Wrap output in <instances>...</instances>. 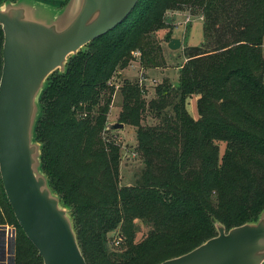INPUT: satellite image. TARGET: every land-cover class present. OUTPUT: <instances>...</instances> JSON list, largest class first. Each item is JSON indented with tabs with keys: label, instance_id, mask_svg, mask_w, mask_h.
I'll return each instance as SVG.
<instances>
[{
	"label": "trees",
	"instance_id": "1",
	"mask_svg": "<svg viewBox=\"0 0 264 264\" xmlns=\"http://www.w3.org/2000/svg\"><path fill=\"white\" fill-rule=\"evenodd\" d=\"M39 1L62 7L67 0ZM190 8L203 15L208 45L186 53L177 85L157 86L145 103L137 83L123 82L118 121L136 127L145 168L134 186L118 187L119 148L102 137L114 92L108 83L136 51L141 67H160L161 47L151 35L164 28L167 11ZM263 39L264 0H139L124 22L71 56L64 74L49 76L34 138L86 264H160L215 237L214 222L228 231L256 220L264 209ZM2 44L0 27V76ZM191 97L197 119L186 111ZM170 106L173 115L163 114ZM146 110L158 125L141 126ZM218 143L225 144L221 157ZM2 204L0 225L7 218L16 229L14 264H43L0 180ZM136 220L151 228L139 243L131 231ZM115 230L125 245L118 255L107 246Z\"/></svg>",
	"mask_w": 264,
	"mask_h": 264
},
{
	"label": "water",
	"instance_id": "2",
	"mask_svg": "<svg viewBox=\"0 0 264 264\" xmlns=\"http://www.w3.org/2000/svg\"><path fill=\"white\" fill-rule=\"evenodd\" d=\"M139 0H67L60 7L39 0L0 5L3 32L0 76V180L19 228L43 264H86L70 211L51 189L35 141L40 97L54 72L64 74L71 56L114 30ZM179 39L167 48L180 49ZM108 123L106 131L122 130ZM160 264H264V209L256 220L226 231Z\"/></svg>",
	"mask_w": 264,
	"mask_h": 264
},
{
	"label": "rangeland",
	"instance_id": "3",
	"mask_svg": "<svg viewBox=\"0 0 264 264\" xmlns=\"http://www.w3.org/2000/svg\"><path fill=\"white\" fill-rule=\"evenodd\" d=\"M185 13H188L192 17V21L189 24H184ZM203 15L200 14L196 8H190L187 12L181 11H167L164 15V28L161 31L154 32L151 35V40L155 41L161 47L160 53H158V62H161L160 67L156 68H143L140 63V56L135 57L134 53L131 56V60L128 66L123 70H116V73L111 79L110 87L114 90L112 95V101L109 107V112L106 118V123H120L118 121L119 113L121 111L123 101V82L127 81L131 84L137 83L142 91L141 97L145 103H148L155 98V88L160 85L175 87L179 78V71L182 66L185 65L186 53L192 47H207L203 38ZM175 29V30H174ZM171 31L173 37L181 39V47L176 51H171L165 46V36ZM138 52V51H136ZM262 57L264 59V39L262 43ZM144 79H148L145 80ZM197 97H191L187 100L186 111L193 118L197 119L196 102ZM85 110V109H84ZM96 112V109L91 111L92 115ZM163 114L173 115L171 106L162 111ZM85 116V115H83ZM159 120L155 114L151 111H144L142 114L141 126L152 127L158 125ZM124 128L116 131H106L102 135L105 143H111L119 148V176L118 187L134 186L140 175L145 168L144 160L141 153L137 150L136 144V127L131 123H123ZM220 157L225 150L224 143H218ZM4 204H2V210L0 208V214L6 217ZM3 211V212H2ZM6 223L3 225H9L10 220L5 219ZM151 230L145 222L133 221L132 222V236L134 243L142 241L149 231ZM119 230H115L110 233L108 237V251L114 255H118L124 249V243L118 241L117 245H114L119 239Z\"/></svg>",
	"mask_w": 264,
	"mask_h": 264
},
{
	"label": "built area",
	"instance_id": "4",
	"mask_svg": "<svg viewBox=\"0 0 264 264\" xmlns=\"http://www.w3.org/2000/svg\"><path fill=\"white\" fill-rule=\"evenodd\" d=\"M184 21L183 23L189 24L192 21V16L188 13H185ZM135 57H139V52H134ZM147 79H144V81ZM109 81L108 85L112 86ZM15 239H16V229L13 225H0V264H14V245H15ZM118 241L121 242V240H117L114 245L118 244Z\"/></svg>",
	"mask_w": 264,
	"mask_h": 264
},
{
	"label": "crops",
	"instance_id": "5",
	"mask_svg": "<svg viewBox=\"0 0 264 264\" xmlns=\"http://www.w3.org/2000/svg\"><path fill=\"white\" fill-rule=\"evenodd\" d=\"M175 30V29H174ZM173 33V32H172ZM172 33H171V39H179L180 40V42H181V39L180 38H178V37H173V35H172ZM165 44V46L167 47V44H168V42H165L164 43ZM184 61H186V59L184 60ZM148 80V79H147ZM195 100V102H196V99H194Z\"/></svg>",
	"mask_w": 264,
	"mask_h": 264
}]
</instances>
